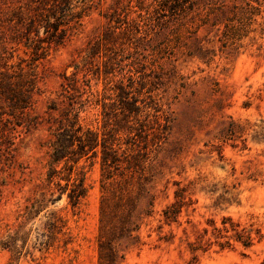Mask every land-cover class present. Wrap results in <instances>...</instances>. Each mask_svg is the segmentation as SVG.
Listing matches in <instances>:
<instances>
[{"label":"rangeland","instance_id":"obj_1","mask_svg":"<svg viewBox=\"0 0 264 264\" xmlns=\"http://www.w3.org/2000/svg\"><path fill=\"white\" fill-rule=\"evenodd\" d=\"M219 1L177 10L154 0H72L65 41L38 51L26 26H39L50 5L0 0V222L18 232L17 248L0 247V264H99L104 186H129L139 200V239L119 264L264 263V0H244L262 6L233 45L223 25L198 23L199 8ZM37 33L46 37L43 27ZM75 80L85 92L82 124L123 155L107 173L101 144L78 163L73 156L87 195L73 206L56 177L54 200L32 208L49 187L47 120L77 94L64 90ZM30 83L22 114L14 103ZM26 117L41 123L29 128ZM54 215L62 232L42 235Z\"/></svg>","mask_w":264,"mask_h":264},{"label":"trees","instance_id":"obj_2","mask_svg":"<svg viewBox=\"0 0 264 264\" xmlns=\"http://www.w3.org/2000/svg\"><path fill=\"white\" fill-rule=\"evenodd\" d=\"M51 1L53 3H50ZM71 1L72 0H45V4L50 5V11L49 13L38 15L40 17L39 21L42 18L39 26H36V24L32 22L29 25L26 24V38L30 41H35V43L37 42L35 45L36 50H43L45 48L44 42H55L59 44L65 41L68 29L66 26L70 21L68 17L69 15L75 14L71 6ZM154 1L157 2L160 7L166 8L170 5L171 8L173 7L178 10L184 7L189 0H182L181 4H174L176 0ZM243 2L244 0H232V3H227L225 0L210 2L202 7V9L199 8L197 12L199 18L198 23L211 27L223 25L222 40L224 43L233 45L237 39L244 36L250 30L253 15L258 13L262 6V2L260 1L258 2L259 6H254L250 2H246L245 4ZM80 17L81 16H79V18ZM36 21L38 20L36 19L34 22ZM36 27H38L39 30H37ZM42 27L46 33L44 39L47 40L42 39L37 33ZM34 31L36 32L35 35L37 39L32 35ZM113 34H116V32ZM104 39V37H101V40ZM65 79L69 80V77L65 75ZM78 81L79 80H75V84L69 81L64 84V90L67 93L75 90L77 94H70L71 97H69V102L67 106L61 110L59 117L51 115L49 116V120H47L49 129L54 136V139L50 141V148L52 151L49 153L51 157L49 161V187L46 192L42 193L43 196L33 203L34 205H32V208L36 205L38 207L42 206L48 194L51 195L49 199H53L55 190L51 187V184L55 183L54 179L56 177L66 180V187L62 186L60 183H57V186L61 189V193H63L65 189H70L69 198L73 206H77L80 200L87 195L88 190L84 180H78L73 177L74 166L70 165V160H73V156L76 157V155H79L78 158L75 159V163H78L83 156L89 155L90 152L97 153L98 146L101 144L103 147V168L107 173L110 171L109 166H111V164H117L121 159L120 156L123 155L120 154V147L116 146L114 140L110 141L104 134H100L99 129H93L89 125L82 124L80 113L85 109L86 103L82 100V96L85 92L80 87L81 85L78 84ZM34 89L35 86H32L31 83L23 86L19 100L14 103V105L20 108L22 114L32 105ZM56 105L57 104L52 106L51 109H57ZM1 121L2 118H0V122ZM22 123L29 128H37L41 121L38 117H26L25 121ZM61 163L64 165L62 169L58 170L57 166ZM66 171H69V174L63 178L62 173ZM104 191L105 193L102 198L101 206V226L98 236L99 264H119L125 257L124 254H121V251L127 245L133 244V242L139 239L136 234L141 224V212L137 210V203L139 200L137 194H133L129 186H119L113 189L104 186ZM59 198H61V196H59ZM60 221L61 218L54 215L53 218L48 221L47 226L41 234L46 236L48 235L47 232L51 234L61 233L62 227L59 225ZM17 234V230H12L7 226L4 227L0 222V247L17 248V242H14ZM41 243L45 244V249H48L50 246V242H48L47 238L42 240Z\"/></svg>","mask_w":264,"mask_h":264}]
</instances>
